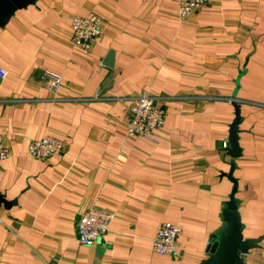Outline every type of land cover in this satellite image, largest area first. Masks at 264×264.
Listing matches in <instances>:
<instances>
[{
  "label": "crops",
  "instance_id": "obj_1",
  "mask_svg": "<svg viewBox=\"0 0 264 264\" xmlns=\"http://www.w3.org/2000/svg\"><path fill=\"white\" fill-rule=\"evenodd\" d=\"M98 14L89 51L71 44V19ZM0 264H200L235 201L242 255L264 264V0H215L179 17L176 0H38L0 29ZM61 77L55 93L50 77ZM150 92L165 109L160 141L127 132L131 99ZM240 106L241 157L228 142ZM58 138L61 153L29 155ZM229 143V142H228ZM114 215L93 247L77 223ZM182 228L177 257L153 251L162 223Z\"/></svg>",
  "mask_w": 264,
  "mask_h": 264
},
{
  "label": "built area",
  "instance_id": "obj_2",
  "mask_svg": "<svg viewBox=\"0 0 264 264\" xmlns=\"http://www.w3.org/2000/svg\"><path fill=\"white\" fill-rule=\"evenodd\" d=\"M179 17L185 19L200 8L211 6L215 0H176ZM103 20L96 13L86 17L74 16L71 19V44L83 51H89L93 43L101 36ZM7 72L0 66V78L6 79ZM50 89L57 92L61 85V77H50ZM158 99L150 92H142L131 99L128 113L127 132L129 136L138 137L158 143L160 130L163 128L166 112L158 104ZM62 140L46 136L30 142L29 155L34 159L45 160L54 154L61 153ZM226 150L229 143L222 145ZM11 149L0 134V164L10 157ZM114 215L107 211L91 208L81 215L77 223L79 243L82 246L93 247L100 239L106 237ZM182 234V228L172 223H162L153 239V251L161 256L177 257L179 255L177 241Z\"/></svg>",
  "mask_w": 264,
  "mask_h": 264
},
{
  "label": "water",
  "instance_id": "obj_3",
  "mask_svg": "<svg viewBox=\"0 0 264 264\" xmlns=\"http://www.w3.org/2000/svg\"><path fill=\"white\" fill-rule=\"evenodd\" d=\"M38 0H0V29L4 28L11 18L19 10L34 5ZM235 109V119L229 131V147L226 152L232 159L241 157V149L239 147V126L241 123L240 106L233 102ZM235 164H231V171L228 174L229 179L233 183L230 200L226 203L223 219L225 226L222 231L214 237L207 247V258L200 264H245L242 255H246L250 250L257 248L261 239L248 240L243 236V225L241 224L237 214V203L235 194L237 191V181L233 179L232 174ZM3 202V199L0 198ZM6 203V202H5Z\"/></svg>",
  "mask_w": 264,
  "mask_h": 264
}]
</instances>
